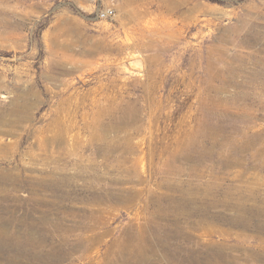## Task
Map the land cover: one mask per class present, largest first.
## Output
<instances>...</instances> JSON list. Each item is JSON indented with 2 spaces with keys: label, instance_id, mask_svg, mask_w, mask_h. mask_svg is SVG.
I'll return each instance as SVG.
<instances>
[{
  "label": "rangeland",
  "instance_id": "obj_1",
  "mask_svg": "<svg viewBox=\"0 0 264 264\" xmlns=\"http://www.w3.org/2000/svg\"><path fill=\"white\" fill-rule=\"evenodd\" d=\"M0 116V264H264V0H0Z\"/></svg>",
  "mask_w": 264,
  "mask_h": 264
},
{
  "label": "bare ground",
  "instance_id": "obj_2",
  "mask_svg": "<svg viewBox=\"0 0 264 264\" xmlns=\"http://www.w3.org/2000/svg\"><path fill=\"white\" fill-rule=\"evenodd\" d=\"M1 117V116H0ZM1 145V144H0ZM0 151H1V147H0ZM21 172L22 171H16V168L12 167V166H3L1 168V171H0V181L1 182H6L8 180H11L15 186H19L18 183H20L21 181ZM24 180H29L31 181L33 184H39L41 185L42 183H44L43 185L47 186L49 185L50 186V191H49V194L51 196H53V193L54 192V187H55V184L57 183L56 180L53 178V176L51 175L50 178H46L45 181H43L42 179L40 178H37L35 176H30V175H26L25 176V179ZM4 194V193H3ZM257 194V193H256ZM1 195V194H0ZM5 197V196H4ZM30 198V197H29ZM38 198V197H37ZM263 200H264V197H262ZM54 200V199H53ZM217 202H219V204L221 203L224 207L228 208L230 206H233V209L236 211V214L234 216V218L232 219V222L234 223V225H242V226H250L251 225V222L249 219H246L243 215L244 211L246 209H249L251 206L247 204V201L245 199H243V196H241L239 193H236V192H227L225 197L219 201L217 200ZM52 204H54L55 202L51 201ZM50 203V204H51ZM264 213V208L262 209V211ZM239 213L241 214L240 217H238ZM44 223V222H43ZM212 235V234H211ZM187 240L189 242H192V243H195L196 245L197 244H202L204 243V247L207 248V250L209 251H213V249H215V247H219L218 245L214 244V240L212 239V237L210 238H207V239H200L198 236L196 235H193V234H189L187 235ZM157 239L159 241H161L162 243H164L166 246L165 247H169L170 246V240H169V237L165 234H160ZM180 240V239H179ZM194 244V245H195ZM156 245V244H155ZM154 246V245H153ZM178 248V247H177ZM180 249V248H179ZM218 249V248H217ZM217 249H216V253H217ZM222 250L220 251L221 254L220 255H223L224 257H232V256H235L237 254L238 251L240 250H244V251H247L246 248L244 246H241L239 245L238 243H229V242H225L224 245H223V248H221ZM153 250H157L156 249V246L153 247ZM219 250V249H218ZM172 251V250H170ZM169 251V252H170ZM208 251V252H209ZM156 252V251H155ZM154 252V254H156ZM203 252V251H202ZM205 252V251H204ZM207 252V251H206ZM210 252V255L212 254ZM241 252V251H240ZM176 253L175 254H172L170 253L171 256H173L174 258H176L178 260V262H181L182 263H186V259H188V264H202L201 262L204 260V258L202 259L201 261V256L198 254L197 250H191L190 252H187L186 253V257L185 256H182V255H178L176 256ZM183 253V252H182ZM140 255H144V250H140L139 252ZM180 254V253H178ZM206 254V253H205ZM168 254V256H170ZM184 255V254H183ZM204 255V254H203ZM208 255V254H207ZM217 255V254H216ZM166 256V255H165ZM206 256V255H205ZM204 256V257H205ZM219 256V255H218ZM216 256V257H218ZM255 256L257 257H261V256H264V250L263 248L260 249L258 252L255 253ZM142 257V256H141ZM172 257V258H173ZM208 257V256H206ZM215 257V256H213ZM143 258V257H142ZM145 258V256H144ZM163 258V257H162ZM171 258V257H170ZM220 258V256H219ZM175 259V260H176ZM230 259V258H229ZM170 260V259H169ZM172 260V259H171ZM206 260V259H205ZM217 260V259H216ZM214 260V261H216ZM227 260V259H226ZM207 261V260H206ZM211 261H213L212 258H210L209 256V262L210 263ZM204 263V262H203ZM207 263V264H208ZM219 263V262H218ZM140 264V263H138ZM155 264V263H154ZM206 264V262H205ZM215 264V263H213Z\"/></svg>",
  "mask_w": 264,
  "mask_h": 264
},
{
  "label": "built area",
  "instance_id": "obj_3",
  "mask_svg": "<svg viewBox=\"0 0 264 264\" xmlns=\"http://www.w3.org/2000/svg\"><path fill=\"white\" fill-rule=\"evenodd\" d=\"M98 14L101 19H110L115 14V8L111 5L98 9Z\"/></svg>",
  "mask_w": 264,
  "mask_h": 264
}]
</instances>
